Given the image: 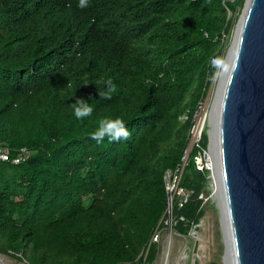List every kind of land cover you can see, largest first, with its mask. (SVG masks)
<instances>
[{"label":"trees","instance_id":"trees-1","mask_svg":"<svg viewBox=\"0 0 264 264\" xmlns=\"http://www.w3.org/2000/svg\"><path fill=\"white\" fill-rule=\"evenodd\" d=\"M245 2L0 0V141L30 152L21 165L0 161L1 255L24 264L156 259L157 244L145 254L164 227L165 174L182 162L216 72L210 58L222 57ZM101 79L116 85L111 99L99 96ZM80 98L94 103L83 120L70 107ZM104 117L123 119L129 138L91 139ZM195 156L181 183L190 200L174 211L183 235L212 193Z\"/></svg>","mask_w":264,"mask_h":264},{"label":"water","instance_id":"water-1","mask_svg":"<svg viewBox=\"0 0 264 264\" xmlns=\"http://www.w3.org/2000/svg\"><path fill=\"white\" fill-rule=\"evenodd\" d=\"M232 50L208 122L209 178L218 185L212 198L221 215L224 262L264 264V0H246L228 55ZM199 250L197 239L193 253Z\"/></svg>","mask_w":264,"mask_h":264},{"label":"rangeland","instance_id":"rangeland-1","mask_svg":"<svg viewBox=\"0 0 264 264\" xmlns=\"http://www.w3.org/2000/svg\"><path fill=\"white\" fill-rule=\"evenodd\" d=\"M242 13L243 10L237 17L233 29L231 30L230 34L226 36L224 41L225 46H227L221 57L223 60V67L222 69H216L208 93L209 111H211V108L213 107L214 97L219 84L218 81L222 79L221 73L225 68L227 56L229 57L230 55H228L229 49L236 36L237 27L241 20ZM210 181L212 193L210 192V189L207 188L209 195L207 198H205V214L198 224L199 226L197 228H192L188 235L180 234L176 230H173L171 234L166 230L162 231V239L157 244L160 248V252L157 254L156 259L148 264H225L223 260L225 255V244L221 227V215L217 208L216 201L212 198L216 187L214 181L211 178L209 179V183ZM194 231L197 232L196 236H194ZM197 236L199 237L198 241L200 243V250L198 254L195 255L193 253V249L197 241ZM0 256L2 259H4V263L6 262L5 264H24L23 262H18L7 256L1 254Z\"/></svg>","mask_w":264,"mask_h":264},{"label":"built area","instance_id":"built-area-1","mask_svg":"<svg viewBox=\"0 0 264 264\" xmlns=\"http://www.w3.org/2000/svg\"><path fill=\"white\" fill-rule=\"evenodd\" d=\"M226 36L224 35L223 41H225ZM188 115H182L179 118L181 123H186L188 121ZM210 118L208 95L206 99L200 102L197 106L195 113L193 114L191 120V126L188 133L189 145L182 158V162L178 164L174 169L168 170L165 174V190H166V200L167 207L164 214V227L154 231L151 239V243L146 251L145 259L150 250L151 244H158L162 239V231H168L170 234L178 223V220L184 222L185 219L180 217L177 219L174 216V211L183 209L189 202L191 193L184 189L181 185L182 178L186 167L188 166L190 156L193 151H197V156L194 157L193 161L196 168L199 171H213V164L210 159L208 149L203 147V137L208 130V122ZM30 157V152L28 149L23 148L14 154L13 150L4 142L0 141V161L4 163H12L14 165H21L25 163ZM210 179V178H209ZM199 225L195 226L197 228ZM197 232L194 231V234Z\"/></svg>","mask_w":264,"mask_h":264},{"label":"clouds","instance_id":"clouds-1","mask_svg":"<svg viewBox=\"0 0 264 264\" xmlns=\"http://www.w3.org/2000/svg\"><path fill=\"white\" fill-rule=\"evenodd\" d=\"M88 5L89 0H79V8L83 9L88 7ZM69 7H71V5H69ZM210 65L215 69H222L223 60L220 57H211ZM96 85L99 96L103 100L111 99L112 94L116 91V85L113 84L111 80L105 81L101 79L96 82ZM99 85H104V90H101L98 87ZM67 86L71 87V84L69 83ZM70 107L77 120H83L84 118L91 116L94 111V103H90L83 98L77 99L74 104L70 105ZM130 135L131 133L126 126L125 121L119 117H104L99 119L97 128L90 134L91 139L97 141V143H102L105 138H107L109 142L119 141L121 139L127 140Z\"/></svg>","mask_w":264,"mask_h":264},{"label":"bare ground","instance_id":"bare-ground-1","mask_svg":"<svg viewBox=\"0 0 264 264\" xmlns=\"http://www.w3.org/2000/svg\"><path fill=\"white\" fill-rule=\"evenodd\" d=\"M233 52H234V50H232L231 51V53H230V55H229V57H228V59H227V62H226V65H225V68H224V70L222 71V73H221V75H222V79H220L219 81H218V89H217V92H216V95H215V97H214V103H213V112H215V110L218 108V106H219V103H220V98H221V93H222V89H223V82H224V78L226 77V75H227V73L229 72V70H230V67H231V65H232V62H233V57H234V55H233ZM211 113V115H210V117H211V119H212V116L214 115V113ZM213 181H214V183H215V187H216V190H215V192H214V194H213V196L212 197H214V199L216 200V195H217V193H218V185H217V180H216V178L214 177V178H211ZM205 229V228H204ZM199 234V233H198ZM193 235V234H192ZM197 235V233L194 235V236H196ZM197 239L199 240V237L197 236ZM205 239V238H204ZM194 255V254H193ZM229 255V254H228ZM188 256V255H187ZM201 256V255H200ZM229 257V256H228ZM198 258V257H197ZM183 259V258H182ZM189 259V258H188ZM4 260V259H3ZM194 260V259H193ZM166 261V260H165ZM6 263V262H5ZM166 263V262H165ZM225 264H228V262H227V258H225Z\"/></svg>","mask_w":264,"mask_h":264}]
</instances>
